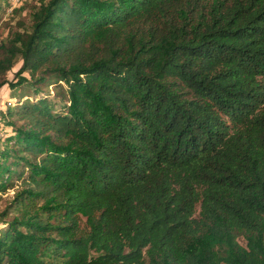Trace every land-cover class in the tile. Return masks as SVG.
<instances>
[{
    "label": "trees",
    "instance_id": "16d2710c",
    "mask_svg": "<svg viewBox=\"0 0 264 264\" xmlns=\"http://www.w3.org/2000/svg\"><path fill=\"white\" fill-rule=\"evenodd\" d=\"M30 15L0 42V87L19 58L34 78L5 112L25 127L0 188L24 187L0 264H264V0Z\"/></svg>",
    "mask_w": 264,
    "mask_h": 264
},
{
    "label": "rangeland",
    "instance_id": "374dc122",
    "mask_svg": "<svg viewBox=\"0 0 264 264\" xmlns=\"http://www.w3.org/2000/svg\"><path fill=\"white\" fill-rule=\"evenodd\" d=\"M39 1L0 0L3 4V12L0 14V42L6 40L15 30L29 28L31 24V8L33 5L38 4ZM21 62L19 58L13 67L6 72L7 81L0 87V184L7 177L6 172L9 173L11 171L12 175L9 180L13 181L16 177L15 171L20 170V163H17L20 152L16 150L17 145L14 144V141L16 130H19L20 127H25V123L17 115L11 116L5 112L7 108H15L17 106L15 100L20 92L19 88L26 84V80L30 82L34 79L27 71L22 72V76L17 73ZM23 76L26 80L23 79L21 82L20 80ZM49 88L51 89L52 86ZM16 182L12 187L0 188V225H2L3 221L11 220L17 215V212L13 209V198L24 186L20 184V179L16 180ZM198 210L199 205L196 207V214ZM79 220L82 226L85 225V216L81 215ZM235 238L240 244H246L244 234L236 233ZM145 264H150L147 256H145Z\"/></svg>",
    "mask_w": 264,
    "mask_h": 264
}]
</instances>
